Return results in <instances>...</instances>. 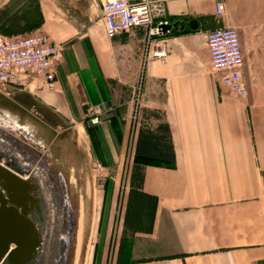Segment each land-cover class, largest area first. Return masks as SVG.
I'll list each match as a JSON object with an SVG mask.
<instances>
[{
    "label": "crops",
    "instance_id": "crops-1",
    "mask_svg": "<svg viewBox=\"0 0 264 264\" xmlns=\"http://www.w3.org/2000/svg\"><path fill=\"white\" fill-rule=\"evenodd\" d=\"M37 1L40 28L62 44V57L53 89L34 82L27 93L16 92L21 110L0 103V164L14 174L39 168L43 201L22 209L28 221L42 212L47 252L50 243L67 250L66 179L91 174L95 162L103 174H122L128 164L119 203L115 182L110 189L106 264L263 263L264 0H223L221 17L214 15L216 0H165L162 62L143 61L140 27L107 39L90 0ZM223 26L238 35L242 97L210 69L205 34ZM92 104L102 107L97 125L85 119ZM139 132L150 135L153 157L135 156Z\"/></svg>",
    "mask_w": 264,
    "mask_h": 264
},
{
    "label": "built area",
    "instance_id": "built-area-1",
    "mask_svg": "<svg viewBox=\"0 0 264 264\" xmlns=\"http://www.w3.org/2000/svg\"><path fill=\"white\" fill-rule=\"evenodd\" d=\"M104 35L140 27L144 30L142 59L163 61L166 55L164 35L169 24L165 0H98ZM223 0L214 3V15L223 14ZM210 69L219 74V83L237 97L246 93L239 67L243 55L236 30L231 26L218 27L205 34ZM62 44L53 42L41 29L28 34L0 35V84L29 88L32 83L51 90L55 86L54 66L61 60ZM139 90L132 92L133 112ZM102 107L92 104L86 108L85 119L90 125L100 123ZM133 115V114H132Z\"/></svg>",
    "mask_w": 264,
    "mask_h": 264
},
{
    "label": "rangeland",
    "instance_id": "rangeland-1",
    "mask_svg": "<svg viewBox=\"0 0 264 264\" xmlns=\"http://www.w3.org/2000/svg\"><path fill=\"white\" fill-rule=\"evenodd\" d=\"M90 3L95 13L94 20L101 22L99 6L92 0H90ZM40 23L41 18L37 0H0L1 36L31 33L36 29H41ZM121 58L123 59V57ZM121 69H124V67ZM7 88L0 84L1 105H13L14 108L21 110L13 96L16 95V92L25 94L28 90L25 87L18 86ZM11 91L13 93H10ZM14 136H17L20 141L27 145L30 151L37 155V147L32 145L29 140L22 138L17 133H14ZM97 155L104 159V154L102 155L101 151L97 152ZM127 167L128 164H125L122 174H103L104 170L96 166L95 162H91L89 164V170H92L91 174H79L78 172V174L69 177V181L66 179L67 199L71 204L72 211L70 212L71 225L68 227L67 242L65 243L67 250L63 252L64 264H106L107 259L104 257V253L107 243L104 238L106 237L108 205L112 198L110 189L115 182L116 203H119L121 191H123L122 187L128 185ZM115 175L117 177L111 179ZM76 204L81 208L79 211L75 210ZM75 217L76 223H78L76 235L73 227ZM259 264H264V262Z\"/></svg>",
    "mask_w": 264,
    "mask_h": 264
},
{
    "label": "flooded vegetation",
    "instance_id": "flooded-vegetation-1",
    "mask_svg": "<svg viewBox=\"0 0 264 264\" xmlns=\"http://www.w3.org/2000/svg\"><path fill=\"white\" fill-rule=\"evenodd\" d=\"M28 179L25 184L18 185L0 175V261L6 264H64L59 243H50L46 253L42 248L48 236L42 212H34V221L26 219L27 214L22 207L30 202L40 205L43 201L37 177L33 175ZM26 189H34L35 195L32 197L25 193ZM9 251L12 252V259L8 261Z\"/></svg>",
    "mask_w": 264,
    "mask_h": 264
},
{
    "label": "water",
    "instance_id": "water-1",
    "mask_svg": "<svg viewBox=\"0 0 264 264\" xmlns=\"http://www.w3.org/2000/svg\"><path fill=\"white\" fill-rule=\"evenodd\" d=\"M0 165H1L0 166V170L1 171H4V173H7V174H0L1 177L11 179L12 181H14L15 183H17L18 185L25 184V180H22V175H27V177L29 176L28 178H30V179L32 178L33 175H35L37 177L36 174H20V173L19 174H14L13 172H8L6 170V168H5V167H7L6 163L0 164ZM40 186L43 187V185L41 184V182H40ZM47 239H48V237L46 236V240L42 244L43 245L42 248H43V250H44L45 253L47 252V249H48V243L46 242ZM62 255H63V253H62ZM7 259H8V261L12 259V252L9 251V253L7 254V257H6V260ZM42 260L45 261V258H43ZM62 260H64V258H62ZM62 260H61V263H62ZM0 264H6V263L0 261Z\"/></svg>",
    "mask_w": 264,
    "mask_h": 264
},
{
    "label": "trees",
    "instance_id": "trees-1",
    "mask_svg": "<svg viewBox=\"0 0 264 264\" xmlns=\"http://www.w3.org/2000/svg\"><path fill=\"white\" fill-rule=\"evenodd\" d=\"M137 139L136 147H135V156L142 157V158H148L153 157L154 155H151V139L149 138V134H145L143 137L142 135ZM159 149V148H158ZM156 157V155H155Z\"/></svg>",
    "mask_w": 264,
    "mask_h": 264
},
{
    "label": "bare ground",
    "instance_id": "bare-ground-1",
    "mask_svg": "<svg viewBox=\"0 0 264 264\" xmlns=\"http://www.w3.org/2000/svg\"><path fill=\"white\" fill-rule=\"evenodd\" d=\"M38 170H39V168L36 167V168H35V173H36V175H37ZM15 174H16V173H15ZM34 176H35V175H34ZM37 176H38V175H37Z\"/></svg>",
    "mask_w": 264,
    "mask_h": 264
}]
</instances>
